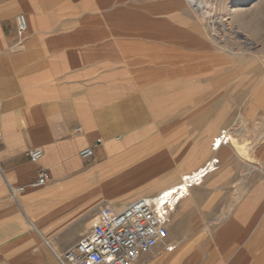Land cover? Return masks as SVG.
Masks as SVG:
<instances>
[{"label":"crops","instance_id":"obj_1","mask_svg":"<svg viewBox=\"0 0 264 264\" xmlns=\"http://www.w3.org/2000/svg\"><path fill=\"white\" fill-rule=\"evenodd\" d=\"M99 8L95 0H0V264H58L55 254L103 212L158 194L209 156L210 128L183 113L188 97L173 92L165 119L154 97L159 70L137 41L99 27L113 23ZM19 10L28 16L22 37ZM86 147L93 154L83 159ZM35 148L38 161L28 155ZM41 168L49 179L33 186ZM223 230L228 238L209 247L238 246L240 228ZM190 245L159 244L135 264H201L184 255Z\"/></svg>","mask_w":264,"mask_h":264},{"label":"rangeland","instance_id":"obj_2","mask_svg":"<svg viewBox=\"0 0 264 264\" xmlns=\"http://www.w3.org/2000/svg\"><path fill=\"white\" fill-rule=\"evenodd\" d=\"M95 1L99 16L108 15L113 22L99 27L126 35L130 43L137 41L144 49L141 57L145 64L159 70L154 97L167 108L163 117L168 120L167 104L177 91L189 100L183 113L207 124L211 131L212 154L205 163L216 159V169L175 206L165 243L176 246L179 241L191 242L184 255L199 257L201 264H264V0H253L249 5V10L260 16L257 41L253 39L258 46L252 53L242 54L208 45L192 27L184 0ZM19 14H24L28 22L24 10ZM184 54L195 56L181 61ZM218 56L225 60L216 63L215 71L196 70L202 60ZM231 73L235 75L229 81H212V77ZM223 130L237 139V149L228 141L221 150L213 151L212 138ZM251 202L257 205V212H249ZM236 208L242 212H235ZM225 225L240 228L238 246L209 247L215 239L228 238L229 233L223 232Z\"/></svg>","mask_w":264,"mask_h":264},{"label":"built area","instance_id":"obj_3","mask_svg":"<svg viewBox=\"0 0 264 264\" xmlns=\"http://www.w3.org/2000/svg\"><path fill=\"white\" fill-rule=\"evenodd\" d=\"M27 29L26 16L19 14L16 18L17 35H23ZM228 139L227 132L221 131L214 138L211 148L215 150L221 142L226 144ZM92 154L91 147L79 152L83 159L90 158ZM28 155L31 160L38 161L42 150H29ZM216 163L215 159L210 165L209 161L206 162L203 167L205 169L200 172L201 176L206 173V167L209 169ZM48 179V171L41 168L33 186H42ZM190 183H185V186L190 187ZM20 189L21 187L12 188V195L15 196ZM177 191H182L181 184L173 189L162 190L154 196L140 197L115 214L103 212L99 223L88 234L81 237L73 247L55 254L58 264H135L141 253L148 252L159 244H163L167 251H172L174 245L165 243V240L168 237L170 215L177 205Z\"/></svg>","mask_w":264,"mask_h":264},{"label":"bare ground","instance_id":"obj_4","mask_svg":"<svg viewBox=\"0 0 264 264\" xmlns=\"http://www.w3.org/2000/svg\"><path fill=\"white\" fill-rule=\"evenodd\" d=\"M184 2H185V7H186V8H184L185 11L187 10V12L190 14V17H192V19H193L192 27L200 33V35L205 39V41L208 43V45H210L212 43L217 48L228 49L229 52H232V53L237 52L239 54L252 53L255 50L256 46H258L257 45L258 42H256L257 40H256L255 36L257 34H259L258 32L260 30V21H259L260 16L256 15L257 13L256 14L252 13L249 10V5L253 2V0H184ZM251 10H252V8H251ZM253 39L256 41H254ZM204 45H205V47H208L206 44H204ZM203 51H207V50L204 49ZM200 52L202 53V51H200ZM194 56L195 55L192 56L191 54H184V56L181 57V61L193 60ZM223 57H225V56H223ZM219 60L222 61L225 59H222V58H220V56H218L217 58H210L207 60H202V64H199V65L196 64L197 65L196 70H198L201 73L202 72L204 73L207 71H215L216 63ZM248 70H250V69H248ZM185 71H187V70H185ZM236 71H237V69H236ZM238 71L240 72V70H238ZM188 73H189V71H188ZM232 74L233 73H231V75H229V76L220 75L218 78L212 77V79H214V80H212V79L211 80L214 83L222 82V81L224 82L226 80L229 81L235 75V74H233V75ZM238 74H236V75H238ZM242 74H243V71H242ZM203 75H206V74H203ZM190 76H193V75H190ZM204 81H205V79H204ZM214 138H216V136H213L212 143L214 142ZM228 141H230V145H232L234 147L233 149H237L238 146L240 145L239 142L237 141V139L230 136V135H229ZM212 143H211V146H212ZM224 145L225 144H223L221 142L219 144V146L215 149V151L221 150ZM252 147L253 146H251V148ZM209 153L212 154L211 149H210ZM211 161H212V159L209 161V165L211 164ZM151 164L153 167H155L156 161L151 162ZM205 164L200 166L197 169H194V170H191L189 172H185V173L181 174L180 180L178 183H176L174 185L172 184V185H170L164 189V190L173 189L176 185H179V184L182 185V191H184V192H182V191L176 192V194H177V198H176L177 203L176 204H179L186 197V195L189 194L190 189L194 185H200L203 182L204 178L210 172H212L213 170L216 169V168H213L214 165H211L209 169H208V167H206V169L208 171L206 170V173L201 176L200 172L205 169V168L203 169ZM261 170H263V169H261ZM195 175H198V176L194 177ZM196 179H198V180L194 182V180H196ZM187 182H191L190 187L185 186L186 185L185 183H187Z\"/></svg>","mask_w":264,"mask_h":264}]
</instances>
